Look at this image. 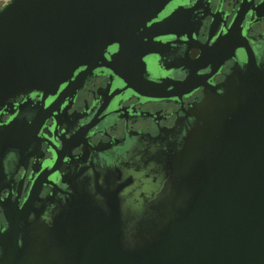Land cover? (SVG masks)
I'll list each match as a JSON object with an SVG mask.
<instances>
[{
    "label": "water",
    "instance_id": "1",
    "mask_svg": "<svg viewBox=\"0 0 264 264\" xmlns=\"http://www.w3.org/2000/svg\"><path fill=\"white\" fill-rule=\"evenodd\" d=\"M175 1L10 0L0 9V264H264V41L217 85L194 69L184 80L144 77L137 57L165 46L154 37L181 32L188 11ZM97 68L119 70L136 92L203 86L204 97L157 136L85 151L89 165L41 207L36 197L9 206L1 190L33 124L26 112L75 93Z\"/></svg>",
    "mask_w": 264,
    "mask_h": 264
},
{
    "label": "flooded vegetation",
    "instance_id": "2",
    "mask_svg": "<svg viewBox=\"0 0 264 264\" xmlns=\"http://www.w3.org/2000/svg\"><path fill=\"white\" fill-rule=\"evenodd\" d=\"M179 5L188 11L185 22L178 26L180 34L154 37L153 41L162 40L165 46L135 61L147 70L144 77L158 80L169 75L184 80L194 69L198 82L217 85L239 59L264 41V0H176L173 9ZM120 74L119 70L97 68L75 93L70 89L52 107L46 108L51 102L47 101L44 107L26 112L33 124L22 130L17 152L9 157V183L1 190V199H7L9 206L16 201L22 206L27 198L36 197L34 206L41 207V199L63 191L64 182L76 181L80 168L89 165L81 162L85 151L130 134L157 136L174 127L204 97L203 86L189 92L183 91L185 86L173 89L175 94L169 97L145 93L142 85H136V92L126 88V77ZM33 97L36 104L39 98ZM47 110L51 113L40 123ZM0 223L7 226L3 207Z\"/></svg>",
    "mask_w": 264,
    "mask_h": 264
},
{
    "label": "built area",
    "instance_id": "3",
    "mask_svg": "<svg viewBox=\"0 0 264 264\" xmlns=\"http://www.w3.org/2000/svg\"><path fill=\"white\" fill-rule=\"evenodd\" d=\"M8 2H10V0H0V9Z\"/></svg>",
    "mask_w": 264,
    "mask_h": 264
}]
</instances>
